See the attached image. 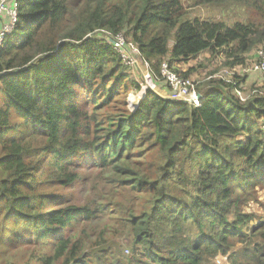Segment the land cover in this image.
<instances>
[{
	"label": "trees",
	"instance_id": "obj_1",
	"mask_svg": "<svg viewBox=\"0 0 264 264\" xmlns=\"http://www.w3.org/2000/svg\"><path fill=\"white\" fill-rule=\"evenodd\" d=\"M17 1L0 47V264H264V220L245 210L264 187L263 89L193 80L199 106L148 89L131 111L142 85L102 32H124L154 76L168 62L191 78L179 63L204 52L234 68L264 50V0H190L239 4L231 22L188 18L184 0ZM83 163L116 194L76 200Z\"/></svg>",
	"mask_w": 264,
	"mask_h": 264
},
{
	"label": "rangeland",
	"instance_id": "obj_2",
	"mask_svg": "<svg viewBox=\"0 0 264 264\" xmlns=\"http://www.w3.org/2000/svg\"><path fill=\"white\" fill-rule=\"evenodd\" d=\"M184 3L189 10L187 16L188 18L201 17L203 19L209 20L224 19L227 22H231L239 20L244 16V11L242 10L241 6L237 3L230 5L229 1L223 4L209 3L198 4L197 6H194V2L190 0H184ZM257 56L258 52L254 50L247 55L248 58L246 60V64L237 65L236 67L231 68L230 66L226 65L231 59H229L225 51L221 50L220 53L214 57L211 56V53L204 52L187 62L182 61L183 63H179L178 67L182 71H186L188 68H195V74L191 76V79L195 81L198 89L202 84L207 83L210 80H218V78L222 76L226 78H232L237 75L241 77L244 76V92L246 95L251 96L256 90L261 92V89H263L264 91V73L253 71L251 69L252 62L257 58ZM130 75L142 85L141 90H132L127 94L128 108L131 111H135L137 108L136 106L139 103L132 107L128 102V99L131 94L136 96L141 95L143 93V85L144 87L147 85L142 81L139 73H136L132 70ZM154 83L155 87H146L145 91L152 89L158 92L159 88L168 89L167 84L160 77L155 78ZM258 94L260 95L261 93H255L254 95ZM132 98L134 97L132 96ZM135 99L136 98H134V100ZM131 102L133 101L131 100ZM80 170L81 179L76 185L68 189V192H70V194H72L76 200L85 201L88 198H101L102 202H106L112 197V195L116 194L118 185L117 182L112 181L110 172L100 171L99 169L88 165V163H83ZM256 192L258 195L256 201H250L249 204L245 206L246 212L251 211L254 212L255 216L256 214L259 216L254 218L255 221L253 220L254 222H252V224H257L264 220V187L261 189L257 188ZM108 220L109 218H105L102 224ZM213 264H229V261L227 260V257L219 255L215 258Z\"/></svg>",
	"mask_w": 264,
	"mask_h": 264
},
{
	"label": "built area",
	"instance_id": "obj_3",
	"mask_svg": "<svg viewBox=\"0 0 264 264\" xmlns=\"http://www.w3.org/2000/svg\"><path fill=\"white\" fill-rule=\"evenodd\" d=\"M17 11V0H0V47L2 46L5 36L11 33L15 28L18 18ZM102 32L109 38L110 42H112L115 50L121 56L122 62L126 66L132 68L136 73L140 74L142 81L147 85L146 87H155L154 79L158 78V76L153 75L151 64L141 56L138 45L131 39H128L124 32H119L114 36L108 35V33L104 31ZM257 52L258 56L252 62L251 69L264 73V50L259 49ZM160 78H162L168 86V95L164 97L171 100L182 101L193 106L200 105L201 94L196 89L193 80L179 75L171 68L168 62L162 63ZM238 93L243 97V92L239 91ZM139 100L135 105L140 102Z\"/></svg>",
	"mask_w": 264,
	"mask_h": 264
},
{
	"label": "bare ground",
	"instance_id": "obj_4",
	"mask_svg": "<svg viewBox=\"0 0 264 264\" xmlns=\"http://www.w3.org/2000/svg\"><path fill=\"white\" fill-rule=\"evenodd\" d=\"M17 16H18V13H17ZM10 34V33H9ZM8 35V34H7ZM6 37V36H5ZM142 88V87H141ZM141 90V89H140ZM146 88L144 87L143 88V93L141 94V95H139V96H136V95H133V94H131L130 95V97H129V99H128V102L131 104V106L133 107L134 105H135V103L139 100V99H137V98H140V100L139 101H141V99H143L144 97H145V95H146ZM145 91V92H144ZM144 94V95H143ZM143 95V96H142ZM132 96L134 97V98H136L135 100H134V98H132ZM133 101V102H131V100Z\"/></svg>",
	"mask_w": 264,
	"mask_h": 264
},
{
	"label": "crops",
	"instance_id": "obj_5",
	"mask_svg": "<svg viewBox=\"0 0 264 264\" xmlns=\"http://www.w3.org/2000/svg\"><path fill=\"white\" fill-rule=\"evenodd\" d=\"M17 13H18V11H17ZM158 94H160L161 96L164 97V96L168 95V89H166V88H159Z\"/></svg>",
	"mask_w": 264,
	"mask_h": 264
},
{
	"label": "water",
	"instance_id": "obj_6",
	"mask_svg": "<svg viewBox=\"0 0 264 264\" xmlns=\"http://www.w3.org/2000/svg\"><path fill=\"white\" fill-rule=\"evenodd\" d=\"M138 106V105H137Z\"/></svg>",
	"mask_w": 264,
	"mask_h": 264
}]
</instances>
